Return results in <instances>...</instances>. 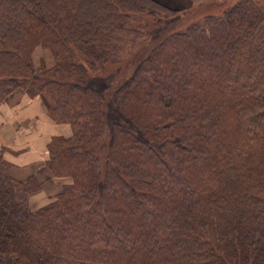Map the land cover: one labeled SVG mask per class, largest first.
Listing matches in <instances>:
<instances>
[{
    "label": "trees",
    "instance_id": "1",
    "mask_svg": "<svg viewBox=\"0 0 264 264\" xmlns=\"http://www.w3.org/2000/svg\"><path fill=\"white\" fill-rule=\"evenodd\" d=\"M180 17L154 0H0V100L40 96L71 128L47 161L70 183L41 209L0 153V264H264V6L169 31ZM142 38L127 75L106 73Z\"/></svg>",
    "mask_w": 264,
    "mask_h": 264
},
{
    "label": "crops",
    "instance_id": "2",
    "mask_svg": "<svg viewBox=\"0 0 264 264\" xmlns=\"http://www.w3.org/2000/svg\"><path fill=\"white\" fill-rule=\"evenodd\" d=\"M154 1L183 12L212 0ZM59 136L70 137L71 128L66 124H56L48 116L40 96L30 98L18 89L0 100V153L9 165V175L13 180L24 183L33 178L38 183L39 190L29 197L33 210L49 205L63 186L70 183L67 178L53 176L47 167L48 145L53 137Z\"/></svg>",
    "mask_w": 264,
    "mask_h": 264
},
{
    "label": "rangeland",
    "instance_id": "3",
    "mask_svg": "<svg viewBox=\"0 0 264 264\" xmlns=\"http://www.w3.org/2000/svg\"><path fill=\"white\" fill-rule=\"evenodd\" d=\"M237 1L239 0H212L186 12H180L182 17H180V20L175 22L173 26H170L171 29L169 31L180 30L206 14H220L225 8ZM253 1L259 2L264 6V0ZM145 39L147 38H142L136 41L133 46L126 47L125 49H122L123 51H119L120 53L114 56L115 62L106 66V73L119 68L121 74L127 75L131 71L132 67L145 56L147 49L151 47L148 39ZM117 56L118 58H116ZM34 63L37 68H39L43 63H45L46 66H52L53 58L50 51L38 47V50L34 55Z\"/></svg>",
    "mask_w": 264,
    "mask_h": 264
}]
</instances>
